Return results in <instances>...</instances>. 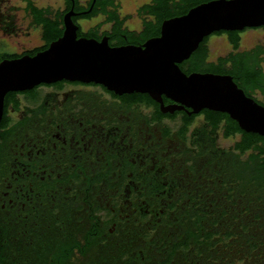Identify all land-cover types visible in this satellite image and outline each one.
Here are the masks:
<instances>
[{"label":"flooded vegetation","instance_id":"af4514ba","mask_svg":"<svg viewBox=\"0 0 264 264\" xmlns=\"http://www.w3.org/2000/svg\"><path fill=\"white\" fill-rule=\"evenodd\" d=\"M95 1L78 0L82 8L72 15L80 17L78 27L84 31L96 23L83 29L79 19L105 17L102 12L87 16ZM149 1L137 6L140 16L139 7ZM114 3L118 11L119 3ZM129 16H120L119 29L103 21L90 36H106L110 45L141 44L147 37L130 39L128 33L140 37L142 23L138 29L128 26ZM31 23L40 28V44L20 50L7 49L4 41L0 46L19 55L33 54L28 51L45 40L32 17ZM16 27L0 23V32L9 36ZM256 28L264 29V24L237 30L240 34ZM229 44L225 53L210 57L207 40V59L227 55L234 49ZM255 44L264 42L251 46ZM242 49L239 43L234 50ZM140 95L150 97L67 78L5 93L0 118V264H79L93 252L121 257L123 224H154L167 201L177 197L178 187L189 186V149L208 137L219 144L220 134H238L224 136L223 122L211 126L203 108L162 111L156 100L147 102ZM161 95L165 105L174 103ZM186 115L193 118L184 128ZM237 139L219 146H233Z\"/></svg>","mask_w":264,"mask_h":264},{"label":"trees","instance_id":"16d2710c","mask_svg":"<svg viewBox=\"0 0 264 264\" xmlns=\"http://www.w3.org/2000/svg\"><path fill=\"white\" fill-rule=\"evenodd\" d=\"M63 1V8L52 9L25 0V8L33 23L41 27L45 40L28 52L44 48L61 34L65 10L71 6L73 10L82 8L78 0L73 4L71 0ZM201 1L204 0H150L142 4L138 9L142 16L140 37L131 31L129 38L143 40L158 34L163 18L181 14ZM2 3L4 0H0V23L12 26L14 13L3 11ZM94 6L87 16L102 12L104 19L85 31L78 27V34L95 35L103 21H111L119 29L124 18L118 14L114 0H96ZM78 18L72 16L75 22ZM213 32H225L232 47L239 46L237 29ZM208 35L191 52L186 64H179L181 69L229 73L246 94L255 97L254 92L259 90L264 96V45L233 49L227 55L208 60ZM17 55L0 46V59ZM139 99L152 101L148 95H140ZM203 110L211 126L223 122L224 136L239 134L233 146H219L215 138L208 137L190 148L185 159L189 186L178 187L177 197L167 201L159 219L150 226L145 222H125L121 230V257L93 252L79 264H108L111 259L114 264H264V134L243 130L224 111L206 107ZM192 118L184 117V128Z\"/></svg>","mask_w":264,"mask_h":264},{"label":"water","instance_id":"95a60500","mask_svg":"<svg viewBox=\"0 0 264 264\" xmlns=\"http://www.w3.org/2000/svg\"><path fill=\"white\" fill-rule=\"evenodd\" d=\"M76 13L72 6L63 13L61 34L44 48L0 59V118L7 91L67 78L99 82L115 92H147L162 111H224L243 130L264 134V103L246 94L231 74L179 66L214 30L264 24V0L201 1L163 18L159 33L141 44L110 45L106 36L78 35ZM161 94L174 103L165 105Z\"/></svg>","mask_w":264,"mask_h":264},{"label":"rangeland","instance_id":"374dc122","mask_svg":"<svg viewBox=\"0 0 264 264\" xmlns=\"http://www.w3.org/2000/svg\"><path fill=\"white\" fill-rule=\"evenodd\" d=\"M37 6H50L52 9L63 8V0H32ZM148 0H117L119 3L118 13L119 15H130L125 23L128 26L138 29L141 26V16L137 13V6ZM25 0H4L1 9L9 10L14 13V24L18 29L16 32L9 36H3L0 32V41H4L7 49L20 50L25 47H31L41 43L40 28L34 26L31 23V17L25 8ZM13 7L12 9H7ZM102 15H96L89 19H79V23L82 28L85 29L90 25H93L101 21ZM106 25H102L104 27ZM264 42V29H247L240 32V47H250L256 42ZM208 47L210 57H214L217 54L225 53L230 44L227 40L226 34H214L208 39ZM264 70V60L261 62ZM254 96L264 102V96L261 92L255 91ZM239 137V134L235 136L223 137L221 134L218 138L220 145L229 146L235 139Z\"/></svg>","mask_w":264,"mask_h":264}]
</instances>
